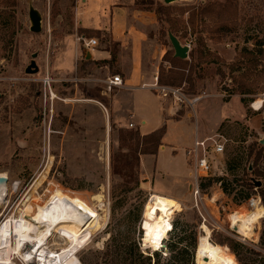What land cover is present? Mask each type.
<instances>
[{"label":"rangeland","instance_id":"rangeland-1","mask_svg":"<svg viewBox=\"0 0 264 264\" xmlns=\"http://www.w3.org/2000/svg\"><path fill=\"white\" fill-rule=\"evenodd\" d=\"M156 3L172 8L180 43L202 52L191 74L193 89L187 82L160 85L179 88L186 98H200L181 104L171 94L163 97L176 103V118L185 112L191 118L162 122L170 146L160 152L157 163L150 156L140 162L143 154L137 153L135 142L128 135L120 139L122 130H138L107 121L97 90L81 79V60L77 72L64 76L54 69L66 41L76 42L82 34L116 49L107 33L99 37L79 28L76 9L81 1L0 0V174L7 177L0 234L10 222L13 244L14 232L36 236L47 218L70 237L90 231L66 264H161L175 252L179 255L171 264L185 259L203 264L204 258L218 264H264V0H136L134 6L155 13ZM187 6H207L204 23L189 27ZM32 13L38 17V31L32 30ZM156 21L148 36L153 55L162 56L153 77H158L166 52L173 53L157 16ZM31 60L37 70L26 72ZM163 66L167 69L169 63ZM242 90L247 91L246 105L242 95L234 94ZM128 98L118 94L122 103ZM137 106L150 120L146 127L151 126L154 106L145 98ZM243 107L249 122L236 118ZM221 117L229 118L213 130ZM202 131L222 140L224 150L210 154L212 171L199 181L200 198L195 200L193 172L182 148ZM171 145L179 147L174 157ZM251 195L260 197L258 209L249 205ZM170 199L176 205L169 218L174 219L171 237H163L158 249L145 247L141 230L152 227L162 201ZM47 241L53 251L70 245L57 233ZM32 261L16 255L11 259L12 264H39L36 257Z\"/></svg>","mask_w":264,"mask_h":264},{"label":"crops","instance_id":"crops-1","mask_svg":"<svg viewBox=\"0 0 264 264\" xmlns=\"http://www.w3.org/2000/svg\"><path fill=\"white\" fill-rule=\"evenodd\" d=\"M80 1L81 4L76 9L79 28L91 35H99V37L107 33L109 40L116 43V49L113 50L112 47L107 45L106 41L100 40L98 37H95L98 45L89 49L83 48L78 41L73 43L72 41L70 43L66 41L63 46V55L54 64V69L64 76L72 70L77 72L76 63L81 60V67L85 69V76L81 79L86 80L93 90H97V103L106 112L107 117L105 116V118L107 121L112 120L122 126H129V123H132L141 135L158 129L165 124V122L162 123L164 120L170 123H179L183 118H191L189 112H185L179 118H176L178 110L176 103L166 102L154 88L155 82H153V79L155 77L153 76L156 74L162 56V53L159 56L153 55V45L148 36V28L155 27L157 23L155 13L137 9L134 6L136 0ZM82 37H85V35L82 34ZM112 54L114 55L113 60ZM114 74L120 75L123 84L121 87L115 88L111 94L106 91L105 80ZM118 94H127L129 96L127 103L118 100ZM141 98H145L147 102L154 106L153 124L149 127H146L150 121L149 118L138 112L137 105L140 103ZM219 100L224 102L220 98ZM253 116H255V113H252L251 117ZM225 118L229 117L219 118L213 130ZM236 118L248 122L251 120L250 117H247L244 107L243 114ZM196 122L195 129L199 127L197 119ZM207 133L203 131L195 133L193 139L188 142L186 147L182 148L184 160L186 159L184 151L191 147L195 137H207ZM167 146L170 145L165 142L164 134L157 153L155 155H142L140 162L144 157L150 156L157 163L160 152L165 150ZM178 149L179 147L171 145L173 157L177 154ZM188 171L189 167L185 162L186 175ZM171 173L173 174L170 176L179 175H176L175 172ZM163 174V171H157V175ZM153 175L156 176L155 173Z\"/></svg>","mask_w":264,"mask_h":264},{"label":"trees","instance_id":"trees-1","mask_svg":"<svg viewBox=\"0 0 264 264\" xmlns=\"http://www.w3.org/2000/svg\"><path fill=\"white\" fill-rule=\"evenodd\" d=\"M184 12H187L188 16L186 19V23L189 27H195L197 23H204V19L205 17L209 14V8L207 6H203V7H196V6H187L184 9ZM171 13H172V8L169 7V5H164V4H159L156 3V8H155V14L157 16V20L159 21V23L162 26V30L167 32L172 33L174 36H176L173 25L176 24L175 21L172 19L171 17ZM262 45V43H261ZM260 55L263 56V50H260ZM248 54H252L250 51H247ZM201 54L202 52L198 49H191L190 51H188V55L187 58L182 59L179 57L174 56V50L173 53H171V55H169V52H166V54L163 56L162 58V63L159 66V72H158V77H157V83L159 85H169V86H178L180 85L182 82H187L190 85V88L193 89L194 85L191 79V74L194 71V68L197 67L200 64V58H201ZM114 58V55L112 54V60ZM198 59V60H197ZM200 60V61H199ZM163 62H167L169 63V67L166 69L163 66ZM187 71V72H186ZM240 94L242 95L241 98V102L246 105V99L244 97V95L247 93L246 90H242V91H235L234 94ZM228 99H226L227 101ZM166 132V126L165 124L162 125L161 127H159L158 129L145 134V135H141L138 131L136 132H132V131H128V130H122L121 134H120V139L124 140L126 139L125 135H128L127 137L132 139L135 142V148L137 150L138 154H151V155H155L158 151V148L160 147V145L162 144V137L164 136ZM138 154L135 156L134 158V162H135V166L138 167L139 166V157ZM257 160V158L255 159ZM253 171H255V169L253 168ZM256 174H258V172L255 171ZM138 178V176H137ZM137 181H139L137 179ZM250 188H253V183L249 182ZM161 199L157 198L156 199V203H158ZM264 200V199H263ZM166 204L161 203L159 210L161 208H163ZM58 210H60V208L56 207ZM174 221V219H171L167 222L166 228L163 227L164 230V238L168 241L169 238L171 237L172 233H173V227H172V222ZM145 229L143 228L141 230V237L143 239V235L145 234ZM166 232V233H165ZM144 240V239H143ZM197 243H196V239L193 240V249H196ZM158 250L154 251V254H158L157 253ZM169 251L172 252L173 250L169 248ZM188 253V252H187ZM179 255L178 252L175 253H171L170 255L166 256V260L165 262H162L161 264H171L170 261H172V259H174L175 257H177ZM147 257H151V255H147ZM190 259L193 257V254H189L188 256ZM204 257H201L200 260H202ZM199 260V261H200ZM209 259L208 261H204L203 264H218L217 259H214L213 261H211ZM189 260L185 259L183 261H180L179 264H188ZM147 264H151L150 262H148ZM157 264H159V262H157ZM202 264V263H200Z\"/></svg>","mask_w":264,"mask_h":264},{"label":"bare ground","instance_id":"bare-ground-1","mask_svg":"<svg viewBox=\"0 0 264 264\" xmlns=\"http://www.w3.org/2000/svg\"><path fill=\"white\" fill-rule=\"evenodd\" d=\"M52 96L54 97V95ZM0 176L4 175L0 174ZM6 191V184H0V203L3 201ZM174 208H176L175 201L170 199L169 202L159 210L152 227L145 231V247L148 246L156 249L162 245L164 237L163 227L169 221ZM253 208L258 209L259 203H257ZM25 217L31 218V214L26 215ZM57 230L58 225L56 221L47 218V221L43 224L36 236L27 237V234L22 235L14 232V243L12 244V226L11 223L8 222L0 234V264H12L11 259L13 255L20 257L24 262L26 261V263L31 262L35 257L39 261V264L68 263L74 257L77 248H79L80 245L83 246L81 243H84V238L87 237L88 234V236H90V231H84L85 233L83 234L80 233L76 237H70L69 235L60 233ZM54 233H57L62 239L67 240L70 245L63 247L59 251L48 249L46 247L48 242L47 240Z\"/></svg>","mask_w":264,"mask_h":264},{"label":"built area","instance_id":"built-area-1","mask_svg":"<svg viewBox=\"0 0 264 264\" xmlns=\"http://www.w3.org/2000/svg\"><path fill=\"white\" fill-rule=\"evenodd\" d=\"M77 41L80 45L85 48H93L98 45V41L95 38L79 37ZM188 46V45H187ZM189 47V46H188ZM154 88L162 97H168L170 94L173 95L174 99L178 103H194L200 97L196 96L192 99L186 98L179 88H169L165 86L157 85V76H155ZM123 84L122 78L118 74H114L106 78L105 88L107 92H112L115 88L121 87ZM133 124L129 123V127ZM224 150V143L218 139L216 135L207 137H195L191 147L185 150L186 157L191 165L193 172L194 184L192 186L194 199L200 198V192L198 183L202 178L210 176L212 171L211 160L209 159L210 154L222 153ZM248 203L251 207H254L257 203H260V197L258 195H251L248 199Z\"/></svg>","mask_w":264,"mask_h":264},{"label":"water","instance_id":"water-1","mask_svg":"<svg viewBox=\"0 0 264 264\" xmlns=\"http://www.w3.org/2000/svg\"><path fill=\"white\" fill-rule=\"evenodd\" d=\"M171 1H174V0H164L166 4L170 3ZM31 18L34 22V25L32 26V30L38 31L40 28L38 25V17L34 13H32ZM168 39L174 50V56L182 58V59L187 58L189 47L187 45L181 44L179 39L170 32H168ZM36 70H37V67L35 65V62L34 60H31L29 67H27L26 69V72H31V71H36ZM6 182H7V177L0 176V184H6ZM256 182H257L256 185L259 186L260 182L259 181H256ZM204 259L207 260V258H204Z\"/></svg>","mask_w":264,"mask_h":264}]
</instances>
